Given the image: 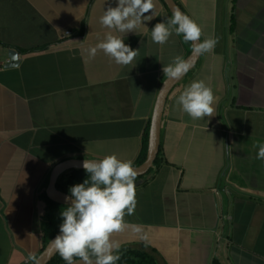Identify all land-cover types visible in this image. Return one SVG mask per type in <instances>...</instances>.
Returning <instances> with one entry per match:
<instances>
[{
  "label": "crops",
  "instance_id": "0c3cea01",
  "mask_svg": "<svg viewBox=\"0 0 264 264\" xmlns=\"http://www.w3.org/2000/svg\"><path fill=\"white\" fill-rule=\"evenodd\" d=\"M176 1L200 40L217 43L169 96L161 166L134 186V211L111 239L117 252L142 248L157 264H264V161L256 158L264 143V0ZM109 3L0 0V264H34L56 165L110 154L134 161L167 77L163 65L191 50L175 32L152 42L153 24L171 16L162 0H153L152 20L126 34L100 24ZM107 32L135 49L130 64L89 54ZM10 48L15 65H7ZM194 79L213 92L210 117L193 119L177 103Z\"/></svg>",
  "mask_w": 264,
  "mask_h": 264
},
{
  "label": "clouds",
  "instance_id": "9594fccd",
  "mask_svg": "<svg viewBox=\"0 0 264 264\" xmlns=\"http://www.w3.org/2000/svg\"><path fill=\"white\" fill-rule=\"evenodd\" d=\"M153 11V0H115L114 6L109 3L104 8L99 22L116 33L136 32L137 25L155 17ZM172 32L192 42V51L197 54L213 49L218 39L200 40L197 23L176 8L170 17L153 24L150 38L153 43L163 44ZM97 50L118 65L130 64L136 54L120 35L112 32L105 33L88 52L95 55ZM190 67L188 59L175 56L168 65H163L162 71L169 78L178 79ZM177 103L193 119L213 115L214 95L202 79L190 81L178 95ZM256 158L264 161V143L258 145ZM81 167L87 175L69 187V195L65 197L68 203L59 213V231L50 239L51 246L65 264H116L120 244L111 235L121 229L123 216L134 211L137 171L130 160L114 154L84 159Z\"/></svg>",
  "mask_w": 264,
  "mask_h": 264
},
{
  "label": "water",
  "instance_id": "95a60500",
  "mask_svg": "<svg viewBox=\"0 0 264 264\" xmlns=\"http://www.w3.org/2000/svg\"><path fill=\"white\" fill-rule=\"evenodd\" d=\"M168 11L172 14L174 8L179 9L181 12L187 14L181 6L178 4L176 0H163ZM200 39V38H199ZM202 53H194L192 51V42H191V50L188 55L184 59H188L191 63V67L189 70L184 73L178 79H172L168 76L164 80L160 91L158 93L155 106L150 118L149 123V132H148V142H147V152L144 161L139 165H132L133 168L137 171V176L134 180V186H137L144 181H146L153 173V170H150L154 167L155 158L158 155L159 148H160V133H161V125L162 119L165 111V107L167 104V100L172 92H174L183 82V80L187 77V75L192 72L201 57ZM9 58L10 62L7 65L17 64L18 63V50L15 48L9 49ZM84 159L80 160H66L58 165H56L50 174L49 183L46 188V195L52 201L60 204H67L68 202L65 200V197L69 195V193L63 192L59 190L56 186V182L60 174L67 170L72 169H83L81 167V162ZM56 235V234H55ZM54 235V236H55ZM53 236V237H54ZM52 237V238H53ZM51 239V238H50ZM57 253V251L51 246L50 240L47 242L45 247L40 251L38 256L34 260V264H47L53 256Z\"/></svg>",
  "mask_w": 264,
  "mask_h": 264
},
{
  "label": "trees",
  "instance_id": "16d2710c",
  "mask_svg": "<svg viewBox=\"0 0 264 264\" xmlns=\"http://www.w3.org/2000/svg\"><path fill=\"white\" fill-rule=\"evenodd\" d=\"M163 1V0H162ZM163 4L167 9L164 1ZM168 10V9H167ZM190 45L191 42L187 41ZM149 123L148 122L145 131L142 135L140 148L138 154L132 165H139L141 164L146 156L147 152V142H148V132H149ZM161 151L159 148V152L157 157L154 161V167L150 170H157L161 166ZM86 172L84 169H73L69 171V173L65 174V176H61V180L56 183V186L59 190L68 193V189L71 185L75 183L81 182L86 177ZM64 177V178H63ZM139 176L135 177L138 178ZM63 178V179H62ZM46 206L45 211L41 218L40 224V235H41V250L45 247L47 242L52 238L55 234L59 231V223L61 222V217L59 215L62 207H65V204H60L52 201L50 198L43 194ZM119 253V260L116 261V264H157L156 259L153 255L148 253L142 248H122L118 251ZM47 264H65V262L60 258L58 252L53 256V258Z\"/></svg>",
  "mask_w": 264,
  "mask_h": 264
},
{
  "label": "built area",
  "instance_id": "2783aa9c",
  "mask_svg": "<svg viewBox=\"0 0 264 264\" xmlns=\"http://www.w3.org/2000/svg\"><path fill=\"white\" fill-rule=\"evenodd\" d=\"M67 33H69V31H67Z\"/></svg>",
  "mask_w": 264,
  "mask_h": 264
}]
</instances>
